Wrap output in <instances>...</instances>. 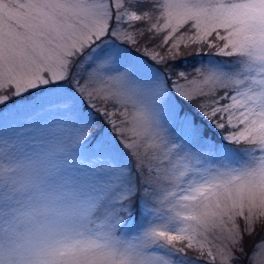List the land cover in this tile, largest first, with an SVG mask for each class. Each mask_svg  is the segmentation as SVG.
<instances>
[{"label": "snow or ice", "instance_id": "obj_1", "mask_svg": "<svg viewBox=\"0 0 264 264\" xmlns=\"http://www.w3.org/2000/svg\"><path fill=\"white\" fill-rule=\"evenodd\" d=\"M238 262L264 264V0H0V264Z\"/></svg>", "mask_w": 264, "mask_h": 264}, {"label": "rangeland", "instance_id": "obj_2", "mask_svg": "<svg viewBox=\"0 0 264 264\" xmlns=\"http://www.w3.org/2000/svg\"><path fill=\"white\" fill-rule=\"evenodd\" d=\"M254 239H256V242H258V237L257 238H254ZM249 243L251 244V241ZM238 264H239V262H238Z\"/></svg>", "mask_w": 264, "mask_h": 264}]
</instances>
